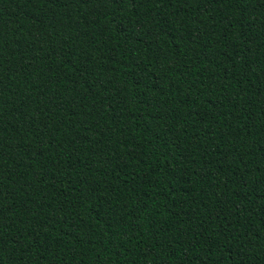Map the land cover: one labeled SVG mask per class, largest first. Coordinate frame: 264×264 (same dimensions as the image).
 <instances>
[{"label":"trees","instance_id":"trees-1","mask_svg":"<svg viewBox=\"0 0 264 264\" xmlns=\"http://www.w3.org/2000/svg\"><path fill=\"white\" fill-rule=\"evenodd\" d=\"M0 264H264V0H0Z\"/></svg>","mask_w":264,"mask_h":264}]
</instances>
